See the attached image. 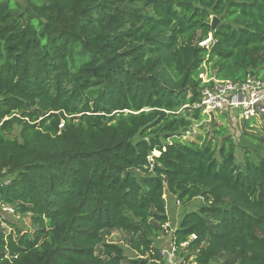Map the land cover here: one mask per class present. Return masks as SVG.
Segmentation results:
<instances>
[{
    "label": "trees",
    "instance_id": "obj_1",
    "mask_svg": "<svg viewBox=\"0 0 264 264\" xmlns=\"http://www.w3.org/2000/svg\"><path fill=\"white\" fill-rule=\"evenodd\" d=\"M201 73L264 81V0H0V264H165L166 197L179 264H264V124L200 126Z\"/></svg>",
    "mask_w": 264,
    "mask_h": 264
},
{
    "label": "built area",
    "instance_id": "obj_2",
    "mask_svg": "<svg viewBox=\"0 0 264 264\" xmlns=\"http://www.w3.org/2000/svg\"><path fill=\"white\" fill-rule=\"evenodd\" d=\"M212 38L199 43L200 46L210 45ZM202 81V88L200 89V96L198 104L193 106V109H199L204 115H213V120L216 119V114L222 117L223 120L228 119L229 124H235L238 127L236 131L241 132L240 121L244 124L247 121L255 120L260 124H264V81L256 78H248L242 83H235L232 81H218L214 78H208L206 73L199 74ZM240 129V130H239ZM7 213H13L9 207H4ZM192 239L195 236H191ZM175 253V247L173 245ZM160 251V250H159ZM160 254L165 260V264H179L177 263L176 254L174 262L171 258L173 254L164 255V251ZM167 257V259H166Z\"/></svg>",
    "mask_w": 264,
    "mask_h": 264
},
{
    "label": "rangeland",
    "instance_id": "obj_3",
    "mask_svg": "<svg viewBox=\"0 0 264 264\" xmlns=\"http://www.w3.org/2000/svg\"><path fill=\"white\" fill-rule=\"evenodd\" d=\"M250 78H253V77H250ZM215 116H216V119L218 120L219 115L216 114ZM253 121L255 123H258L255 120H253ZM210 122H211V120H209L207 118V120L201 121L200 126L203 125L205 127V129L206 128L210 129V126H209ZM227 122H228V119H225L223 124H224V126H226L228 128L230 135L233 137L234 136V128L238 130V127L235 124L233 125V124H229ZM258 124H260V123H258ZM197 130H199V128H197ZM252 131L254 133H258V134L260 133L261 135L264 136V134L261 133L258 130V128L255 126L253 127ZM195 134H196V132H195ZM233 141L241 147H245V146H252L253 147V145H250L247 143V141L243 137V134L238 133V136H236V137L234 136ZM153 155L157 156L158 154L154 153ZM3 175L4 176L2 177V181H7L9 179V176H7V174H3ZM166 203H167V209L166 210H167V215H168V223L165 226L166 230H165L164 234L161 235L158 239H156L154 241V246L156 248H158V250H160L161 252L164 251L165 256L169 254L170 258H171V254H173L174 257L171 258V261H172V263H175L174 262L175 253H173L174 248H173L172 238H171V241L169 243L170 245L169 244L164 245L163 242L166 241L167 236L169 234H171L172 231L176 228L181 216L186 212L196 211L199 208V206L201 205V200L198 198L194 199L188 207H181L180 205H178L175 198H167L166 197ZM0 213H1L0 219L3 222L2 227L5 229L6 233H16V230H17V231L21 232V234H22V233H28L31 231L32 227H31V224H30V221L28 218L21 217L20 215L14 214V212L9 214V212L7 213L2 208H0ZM107 240L113 241L114 243H117V244H120L121 246H123L125 248L124 242H123V235L118 233V232L111 233L107 237ZM161 244H163V245H161ZM126 254L129 257L133 256L132 253H130L129 251H126ZM166 259H167V257H166ZM177 263H179V262H177ZM186 264H192V263L186 262Z\"/></svg>",
    "mask_w": 264,
    "mask_h": 264
},
{
    "label": "water",
    "instance_id": "obj_4",
    "mask_svg": "<svg viewBox=\"0 0 264 264\" xmlns=\"http://www.w3.org/2000/svg\"><path fill=\"white\" fill-rule=\"evenodd\" d=\"M217 24H218V20L215 17L212 18L211 23H210L211 34L215 31V28H216ZM209 116H210V120L212 122L213 121V115L210 114ZM240 128H241V132L242 133H244L246 131L245 128H244V122H243V120L240 121Z\"/></svg>",
    "mask_w": 264,
    "mask_h": 264
},
{
    "label": "crops",
    "instance_id": "obj_5",
    "mask_svg": "<svg viewBox=\"0 0 264 264\" xmlns=\"http://www.w3.org/2000/svg\"><path fill=\"white\" fill-rule=\"evenodd\" d=\"M227 123H228V122H227ZM238 133L241 134V132L236 131V130L234 129V136H235V137L238 136ZM234 136H233V138H234ZM170 241H171V234H169V235L167 236V239H166L165 242H163V244H164V245H167V244L170 243ZM163 244H161V245H163ZM169 245H170V244H169Z\"/></svg>",
    "mask_w": 264,
    "mask_h": 264
}]
</instances>
